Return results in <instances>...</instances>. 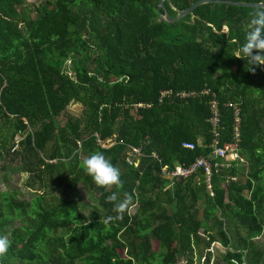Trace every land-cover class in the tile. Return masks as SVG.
Wrapping results in <instances>:
<instances>
[{"label":"trees","instance_id":"16d2710c","mask_svg":"<svg viewBox=\"0 0 264 264\" xmlns=\"http://www.w3.org/2000/svg\"><path fill=\"white\" fill-rule=\"evenodd\" d=\"M160 1L0 0V160L16 161L33 191L0 193L4 264H209L215 244L224 264H264V66L234 57L255 7L207 3L171 23ZM199 1L166 0L162 13ZM213 102L220 146L240 128V159L214 168L211 191L204 172L164 190L166 172L212 160ZM97 151L121 169L122 189L80 167ZM83 188L98 201L88 213ZM112 192L134 207L106 231Z\"/></svg>","mask_w":264,"mask_h":264},{"label":"clouds","instance_id":"9594fccd","mask_svg":"<svg viewBox=\"0 0 264 264\" xmlns=\"http://www.w3.org/2000/svg\"><path fill=\"white\" fill-rule=\"evenodd\" d=\"M249 15L251 19L248 21L245 43L235 51L234 57L247 59L251 65L249 70L255 73L256 68L264 66V0H257L254 10ZM80 167L92 177L95 185L99 188L109 191L114 187L117 189L123 188L121 169L106 158L102 152L97 151L83 158ZM107 200L113 203L112 211L116 215L101 217L100 223L105 225L106 231L111 229L115 221L122 220L125 213L131 214L134 207L133 195L129 193H124V198L120 199L118 192H112ZM10 247L11 240L8 236L0 235V264H4L7 259Z\"/></svg>","mask_w":264,"mask_h":264},{"label":"built area","instance_id":"2783aa9c","mask_svg":"<svg viewBox=\"0 0 264 264\" xmlns=\"http://www.w3.org/2000/svg\"><path fill=\"white\" fill-rule=\"evenodd\" d=\"M171 93H165V97L169 96ZM206 95L209 94V92H205ZM190 96H195L190 95ZM189 95H185L183 94V98H187L190 97ZM196 97V96H195ZM229 107H232L231 105ZM218 103L217 102H213L212 103V113L213 116L210 119V122L213 126V132L216 134V137L213 139V143H212V148H213V153H212V160L213 159H217L220 160V162L218 164H214L212 162V160L210 159H205V157H199V159H197L195 161V163L189 167V168H184L181 166H178L176 168V171L172 174H168L167 172L165 173L166 175H170L173 176L176 179H188L194 175H197L201 172H204L206 178H207V186L209 191H211L212 187L210 184L211 181V177H212V172L215 169H224L229 167V165L231 163H235L240 159V146H239V141H240V128L236 125V140L235 142H228L225 143L224 145L220 146V139H218V132H217V128H218V123H219V113H218ZM237 115H239V111L237 112ZM239 124V123H238ZM21 141V138H17L16 139V144L13 148V151L17 150L19 148V143ZM184 147L186 149L189 150H195L196 149V145L193 143H184ZM132 151L134 152V154H138L140 153V150L137 149H132ZM126 163L129 165L133 164V160L131 159L130 156H127L126 159ZM135 166H137V164H135ZM213 195V194H212Z\"/></svg>","mask_w":264,"mask_h":264},{"label":"rangeland","instance_id":"374dc122","mask_svg":"<svg viewBox=\"0 0 264 264\" xmlns=\"http://www.w3.org/2000/svg\"><path fill=\"white\" fill-rule=\"evenodd\" d=\"M33 1V0H32ZM34 17L36 15L35 12L32 14ZM83 113V107L80 104L72 103L68 108V115L70 117L79 118ZM64 119H59V124H64ZM110 145V141H109ZM105 146V145H104ZM2 168V166H4ZM19 164L16 161H13L11 157H2L0 160V193L4 192L5 190L15 189L19 193L20 199L30 200L33 194L31 189H28L24 186V181L27 177V174L15 172L16 167ZM80 195V196H79ZM79 202L83 205L84 211L86 213L90 212L94 208L98 207V201L94 194L89 192L87 189L80 190L79 193ZM259 244L264 243V232L261 237L258 239ZM210 263L209 264H224L223 258L225 257L227 249L222 247L219 244H215L210 249ZM203 259L201 262L204 263ZM206 263V262H205ZM179 264H186L185 261L180 262Z\"/></svg>","mask_w":264,"mask_h":264},{"label":"water","instance_id":"95a60500","mask_svg":"<svg viewBox=\"0 0 264 264\" xmlns=\"http://www.w3.org/2000/svg\"><path fill=\"white\" fill-rule=\"evenodd\" d=\"M166 0H161L160 1V8L159 11L162 15V18L165 21H169L171 23H176L179 22L181 19L186 17L187 15L192 14L196 8H198L201 5L207 4V3H212V4H225V5H232V6H240V7H255L257 3H247V2H238V1H225V0H200L199 2L193 4L191 7L187 8L184 11H179V15L176 18H171L168 14L166 16L163 15L162 10L163 8L166 7L165 5ZM6 116H4L5 118ZM110 144H114V140L110 141ZM165 179L168 181L167 184L163 187L164 190H167L168 188L172 187L175 178L171 176H166ZM181 182H184L183 179H180Z\"/></svg>","mask_w":264,"mask_h":264},{"label":"crops","instance_id":"0c3cea01","mask_svg":"<svg viewBox=\"0 0 264 264\" xmlns=\"http://www.w3.org/2000/svg\"><path fill=\"white\" fill-rule=\"evenodd\" d=\"M230 165H231V164H230ZM230 165H229V166H230Z\"/></svg>","mask_w":264,"mask_h":264}]
</instances>
